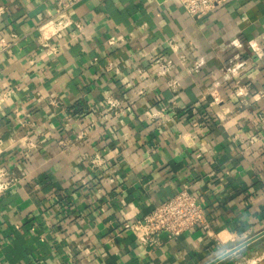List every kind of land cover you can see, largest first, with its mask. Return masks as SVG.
<instances>
[{
    "label": "crops",
    "instance_id": "crops-1",
    "mask_svg": "<svg viewBox=\"0 0 264 264\" xmlns=\"http://www.w3.org/2000/svg\"><path fill=\"white\" fill-rule=\"evenodd\" d=\"M0 7V264H264V0H80L56 53L53 0ZM185 188L214 235L122 228Z\"/></svg>",
    "mask_w": 264,
    "mask_h": 264
},
{
    "label": "built area",
    "instance_id": "built-area-1",
    "mask_svg": "<svg viewBox=\"0 0 264 264\" xmlns=\"http://www.w3.org/2000/svg\"><path fill=\"white\" fill-rule=\"evenodd\" d=\"M80 0H53L55 4L56 20L51 25L50 29L46 33L47 36L41 38V46L48 52H58L62 44H54L49 41V38H61L64 31H66L71 25L74 24L69 10L72 6L78 3ZM187 14L193 18H201L207 14H210L218 6L223 4L226 0H178ZM4 9L0 7V13ZM77 28H80L79 24H75ZM248 86L245 84L244 87ZM240 88V87H239ZM241 89V88H240ZM253 96L264 95V92L257 91L252 93ZM49 102L54 104L57 102L54 98H49ZM109 102V101H108ZM222 97L219 94L212 96L210 105L220 104ZM166 108H161L164 111ZM208 113L204 114L206 116ZM264 115H258L259 121L264 124ZM197 117L194 124H197ZM25 123V122H24ZM23 123V124H24ZM78 138H83L84 133L79 132ZM25 137V136H24ZM253 143V140H249ZM60 145H65V139L58 141ZM33 146H35L33 144ZM22 153H26L28 147L21 143ZM64 149V148H63ZM2 146L0 142V152H2ZM26 155V154H25ZM90 157L87 153L82 155V159ZM92 159V158H91ZM90 161L96 165H102L105 161L104 156L100 154L94 155ZM26 171L20 170L19 173H14L9 169L0 167V195L7 192V190L16 186L25 178ZM87 177V176H86ZM84 181L85 178H81ZM195 226L202 227L208 235H214L210 225L205 217L204 207L201 201L192 194L189 190L181 189L166 198L159 204H157L150 212L144 214L141 219L133 221H125L122 224V228L131 231L135 237L145 245H156L160 242V234L166 233L169 237L180 235L187 229ZM220 232L216 233L218 240L223 241L220 237Z\"/></svg>",
    "mask_w": 264,
    "mask_h": 264
},
{
    "label": "water",
    "instance_id": "water-1",
    "mask_svg": "<svg viewBox=\"0 0 264 264\" xmlns=\"http://www.w3.org/2000/svg\"><path fill=\"white\" fill-rule=\"evenodd\" d=\"M250 240H252V239H250ZM250 240H248V241L242 243L241 245H238V246H236L235 248H233V249H231V250L225 252V254H224L223 256H226V255L230 254L232 251H234V250H236V249L242 247L243 245H245V244H246L247 242H249Z\"/></svg>",
    "mask_w": 264,
    "mask_h": 264
},
{
    "label": "bare ground",
    "instance_id": "bare-ground-1",
    "mask_svg": "<svg viewBox=\"0 0 264 264\" xmlns=\"http://www.w3.org/2000/svg\"><path fill=\"white\" fill-rule=\"evenodd\" d=\"M227 236H228L227 234H223V233L220 234V237L222 238V240H226L227 239Z\"/></svg>",
    "mask_w": 264,
    "mask_h": 264
}]
</instances>
